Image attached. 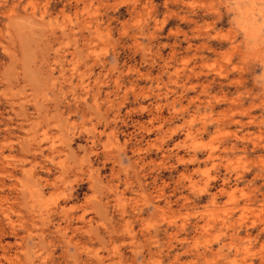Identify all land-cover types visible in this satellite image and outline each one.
I'll return each instance as SVG.
<instances>
[{"label":"rangeland","instance_id":"rangeland-1","mask_svg":"<svg viewBox=\"0 0 264 264\" xmlns=\"http://www.w3.org/2000/svg\"><path fill=\"white\" fill-rule=\"evenodd\" d=\"M0 264H264V0H0Z\"/></svg>","mask_w":264,"mask_h":264},{"label":"bare ground","instance_id":"bare-ground-1","mask_svg":"<svg viewBox=\"0 0 264 264\" xmlns=\"http://www.w3.org/2000/svg\"><path fill=\"white\" fill-rule=\"evenodd\" d=\"M209 100H210V99H209ZM208 102H209V101H208ZM208 102H207V104H208L207 107L212 109V107L215 106V105H214V104L212 105V103H208ZM228 106H229V105H228ZM228 106H227V107H228Z\"/></svg>","mask_w":264,"mask_h":264}]
</instances>
